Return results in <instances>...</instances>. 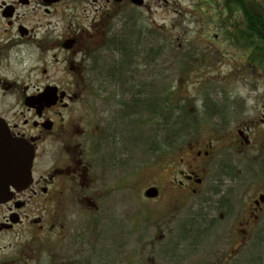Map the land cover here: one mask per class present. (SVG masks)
Segmentation results:
<instances>
[{
	"label": "flooded vegetation",
	"instance_id": "obj_1",
	"mask_svg": "<svg viewBox=\"0 0 264 264\" xmlns=\"http://www.w3.org/2000/svg\"><path fill=\"white\" fill-rule=\"evenodd\" d=\"M192 27L198 39L173 38ZM174 44L243 88L173 101L154 79ZM263 79L264 0H0V138L34 153L30 183L0 201V264H152L141 255L157 251L251 264L264 237ZM104 190L133 209L120 225H104Z\"/></svg>",
	"mask_w": 264,
	"mask_h": 264
},
{
	"label": "rangeland",
	"instance_id": "obj_2",
	"mask_svg": "<svg viewBox=\"0 0 264 264\" xmlns=\"http://www.w3.org/2000/svg\"><path fill=\"white\" fill-rule=\"evenodd\" d=\"M182 2L184 4L183 6H187L189 4L184 1ZM164 33L165 32L158 30L156 32V38L157 39L165 38L166 35ZM172 34H173V38H176L179 35L181 36L182 39L196 40L199 38V35H198L199 31L193 29V27L192 29H189L186 31H183V30L182 31H172ZM157 44H160V42H157ZM164 49L162 51H164ZM164 54L165 52L162 53L163 56ZM171 54H172V58L167 59L166 63H165V59L163 61V58H164L163 56H159V58L157 57L159 59V62L157 63L158 67L155 70L157 71V77L154 79V84H156L158 88L175 87L176 90H173L174 91L173 101L175 102L199 103V102H202L201 99H205L208 97H214L213 95L215 93L214 92L215 88H218L219 90H221V88H226L230 91H234V90L238 91V89L243 88V82L240 78H238V76H234L230 78H219V77H212V76H207V75L202 74L201 71H204V70L203 68L198 66L196 62L198 59L190 58L187 55L183 56V57H187L186 59H183L181 56L182 53L177 49L175 44L172 47ZM141 62H142V59L140 60V62L137 63V66H139V69L138 68H134V69L136 72L135 74L138 75V77L140 75L139 78L142 79L140 81L143 82L147 80H146V77L143 78L141 76V74L143 73L142 68L144 67V64H145ZM147 74L148 73L146 72L145 76H147ZM161 75L162 77H159ZM260 86H264V79L263 81H261ZM241 92L245 93L243 89L241 90ZM164 96L165 94L164 95L159 94L158 95L159 100H162ZM163 103L164 101H161L160 105ZM107 109H108L107 105H104V111ZM109 114L110 112L108 113V115ZM104 117H106V113H104ZM140 176H142V174H140ZM122 195L123 193L121 191L117 192L116 196H113L112 194H108L107 190H104V199L105 198L110 199L108 203L109 208L107 210L106 208H104V225H105V221L109 218L114 219V221L120 225L119 222H123V216L125 218L128 217L126 216V215H129L128 210L130 213H132L133 209L128 208L125 211H123L121 207L115 206L116 207L115 208L113 206L114 204H116L114 203V200H118L119 198H122L121 197ZM178 251H174V252H176V254L178 255L177 253ZM195 252L196 254L198 253V251H195ZM141 256L142 258H151V260L154 261V262H151L152 264H170L167 259V254L165 253V251H160V252L157 251L156 257L151 256L146 253H142ZM179 256H180V253L178 256H175V258L177 259L179 258ZM250 256L252 258L251 264H264V246H260L257 251L253 249V251L250 253ZM194 259L197 260L198 256H195ZM194 259H192L193 262L191 264H196V260ZM185 261L186 260L182 261V263L180 264H190L189 260L186 262ZM242 261L243 259L241 255H237L235 262L237 264H243L241 263ZM149 262H147V264H150ZM31 264H34V263L31 262ZM211 264H213V262Z\"/></svg>",
	"mask_w": 264,
	"mask_h": 264
},
{
	"label": "water",
	"instance_id": "obj_3",
	"mask_svg": "<svg viewBox=\"0 0 264 264\" xmlns=\"http://www.w3.org/2000/svg\"><path fill=\"white\" fill-rule=\"evenodd\" d=\"M33 149L26 142L0 138V201L9 197V187H26L31 181Z\"/></svg>",
	"mask_w": 264,
	"mask_h": 264
},
{
	"label": "bare ground",
	"instance_id": "obj_4",
	"mask_svg": "<svg viewBox=\"0 0 264 264\" xmlns=\"http://www.w3.org/2000/svg\"><path fill=\"white\" fill-rule=\"evenodd\" d=\"M263 242H264V237H262V238H260V239L258 240V243H257V244L255 245V247H254L255 251H257L258 248H259L260 246H263V245H262Z\"/></svg>",
	"mask_w": 264,
	"mask_h": 264
}]
</instances>
